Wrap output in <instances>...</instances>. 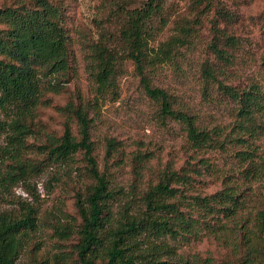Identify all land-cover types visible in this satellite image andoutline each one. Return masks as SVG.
<instances>
[{
    "label": "rangeland",
    "instance_id": "obj_1",
    "mask_svg": "<svg viewBox=\"0 0 264 264\" xmlns=\"http://www.w3.org/2000/svg\"><path fill=\"white\" fill-rule=\"evenodd\" d=\"M33 0H0V6L30 4ZM63 8L67 32L68 67L63 73L46 76L39 100L32 111V132L26 156L41 160V169L8 191L0 192V208L19 209L24 199L37 207L36 227L27 233L24 246L12 264H34L57 249L70 251L76 241L80 222L75 207L76 195H83L91 182L86 172L82 150L63 162L45 159L35 149L48 135L57 136L67 121L78 137L77 125L65 108L81 105L89 118V139L97 168L105 174L113 193L111 217L119 216L122 207L141 205L145 190L154 184L163 170H175L188 176L178 186L183 203L191 214L203 222L200 233L179 244L178 252L194 264H264V236L250 239L253 260L245 263L246 247L240 239V226L250 224L251 214L264 200V125L246 143L236 144L230 138L235 121V103L223 96L215 84L206 79L202 68L209 64L218 76L232 84H245L263 77L259 56L264 51V0H165L171 7L168 20L152 40L154 45L171 35L187 30L185 43L178 46L166 62L145 68L150 85L164 89L173 109L194 116L195 124L206 129L217 128L210 144L193 147L182 125L163 115L158 100L148 96L139 75L129 59L117 63L115 92L96 96L88 73V62L99 27L108 24L96 4L98 0H51ZM142 0H126L130 8ZM227 10L232 17L223 18ZM3 23L0 22V27ZM220 33L238 39L234 47L224 46L230 61L214 58L210 43L221 44ZM222 71V73H220ZM55 83L49 88L47 82ZM264 123V114L261 117ZM113 140L109 155L107 140ZM217 142H221L218 144ZM251 155L241 159L240 150ZM229 186L238 196L234 212L223 215L214 201L207 212L194 204L192 196H209ZM248 218V221H247ZM69 225L68 237L59 238L56 226ZM67 264H76L71 254Z\"/></svg>",
    "mask_w": 264,
    "mask_h": 264
},
{
    "label": "trees",
    "instance_id": "obj_2",
    "mask_svg": "<svg viewBox=\"0 0 264 264\" xmlns=\"http://www.w3.org/2000/svg\"><path fill=\"white\" fill-rule=\"evenodd\" d=\"M165 0H142L138 5L126 7V0H98L96 8L108 24L99 27L98 37L92 45L88 73L96 96L115 92L117 63L129 59L139 75L144 92L158 100L163 115L178 121L187 142L193 147L211 143L217 128L206 129L195 124L194 116L173 109L167 92L149 84L145 68L171 59L173 51L185 43L187 30L171 35L152 45L151 40L165 26L171 7ZM220 11L223 18L232 17L227 10ZM63 8L51 0H33L30 4L0 6V192L8 191L28 176L37 173L41 160L26 156L29 144L26 137L32 132V111L39 100L43 79L63 73L68 67L67 32L63 24ZM221 44L210 43L214 58L229 62L230 54L224 46L234 47L238 39L233 34L220 33ZM263 77L245 84H232L220 78L209 64L202 68L206 79L215 84L220 93L235 103V121L231 128L236 144L261 132L264 123V51L259 56ZM222 73V71H220ZM49 88L55 83L48 81ZM65 108L73 116L78 137L67 121L57 136L48 135L35 149L53 162L68 160L82 150L86 172L91 182L83 195L74 201L80 218L76 241L70 251L57 249L34 264H67L71 254L76 264H194L193 260L178 252L179 244L200 233L203 222L191 214L183 203V190L178 184L186 183L188 176L175 170H163L157 181L141 197V205L122 207L112 220L113 193L105 174L97 168L89 139V118L81 105L68 102ZM220 144L221 142H217ZM113 140L106 142L109 155ZM241 159L248 158V150H240ZM240 195V194H239ZM233 188L223 187L209 196L194 195L193 203L205 206L207 212L218 201L223 215L234 212L238 196ZM37 207L21 199L19 209L0 208V264H12L27 239V233L36 227ZM248 221V218H247ZM250 224L240 226V239L245 244V263L253 260L250 239L264 236V200L251 214ZM69 225L56 226L59 238L68 237ZM208 264V260H204Z\"/></svg>",
    "mask_w": 264,
    "mask_h": 264
}]
</instances>
